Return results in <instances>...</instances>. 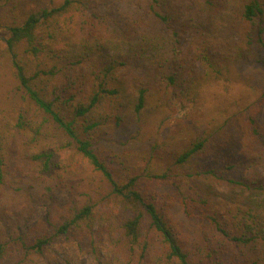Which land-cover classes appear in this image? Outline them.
<instances>
[{
    "label": "trees",
    "instance_id": "1",
    "mask_svg": "<svg viewBox=\"0 0 264 264\" xmlns=\"http://www.w3.org/2000/svg\"><path fill=\"white\" fill-rule=\"evenodd\" d=\"M234 1L231 13L248 29L230 59L257 67L261 93L226 106L167 161L154 143L144 165L121 167L107 153L108 128L141 122L159 96L196 100L197 61L204 79L223 75L214 25ZM0 12V50L17 83L15 121L0 126V214L18 191L73 192L64 219L0 233V263L43 254L60 235H93L99 224L123 264H264V0H0ZM88 174L100 184L79 197ZM212 180L251 191V200L220 201L204 183ZM176 204L191 230L174 220Z\"/></svg>",
    "mask_w": 264,
    "mask_h": 264
},
{
    "label": "rangeland",
    "instance_id": "2",
    "mask_svg": "<svg viewBox=\"0 0 264 264\" xmlns=\"http://www.w3.org/2000/svg\"><path fill=\"white\" fill-rule=\"evenodd\" d=\"M37 1L58 4L62 0ZM235 3L236 1L232 2L230 10L225 11V14H219V19L214 25L215 34L219 36L221 42L219 50L223 54V60L218 63L219 70L223 72L222 76L216 73L214 77L204 79L206 68L202 62L197 61L194 64V76L202 86L196 100L193 101L187 92L180 96L177 94V98L168 100L158 95L155 100L159 105L155 106L156 103H153V109L145 112L141 122L135 124L131 121L114 130L108 128L109 134L105 135L104 144L107 153L114 158V161L120 163L121 167L131 169L133 165H144L149 155H152L150 151L154 143L159 147L164 146V149L157 153L164 152V160L167 161L171 157L170 150L176 147L178 142L202 134L217 118L225 117L228 114L224 112L226 106H229V110H233L238 105L247 104L261 93L263 86L260 83L257 67L243 60L239 62L230 59L234 54L228 49H232L233 42L246 38L248 29L243 21L236 20L231 13ZM0 14L3 17L4 13L0 12ZM6 35L7 30L0 26V39ZM4 47L5 45L1 44L0 126L5 125L8 120L13 123L17 114L14 99L17 83L12 75L10 60ZM251 52L252 50L249 52L246 50L248 58L251 57ZM88 175L87 181L79 186V197H84L81 195L84 191L92 192L93 187L100 184L98 176ZM91 181L94 184H89ZM204 183L214 186L215 195L222 202L226 197L242 199L244 202L251 200L249 197L252 195L251 191L213 180ZM162 192L164 191L160 188V197H164ZM72 194V189L67 185L54 186L52 189H31L30 192L18 191L12 194V201L6 203L3 213L0 214V233L14 234L25 231L47 215L52 220L64 219L66 215L63 207ZM107 208L102 206L99 210L104 211ZM171 214L185 231L191 230L190 227L194 226V223L181 213L178 204L171 206ZM94 230L96 232L93 235L79 231L57 236L43 254L30 256L26 261H20V256H11L0 264H123L124 262L115 252L120 251L116 246V239L106 231H99V224L95 225Z\"/></svg>",
    "mask_w": 264,
    "mask_h": 264
}]
</instances>
